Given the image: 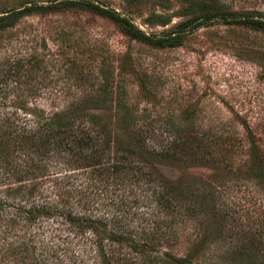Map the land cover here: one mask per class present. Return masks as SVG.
<instances>
[{
	"label": "rangeland",
	"instance_id": "374dc122",
	"mask_svg": "<svg viewBox=\"0 0 264 264\" xmlns=\"http://www.w3.org/2000/svg\"><path fill=\"white\" fill-rule=\"evenodd\" d=\"M64 1L0 0V16L26 7L59 6L23 16L0 32V72L14 69L13 61L34 56L41 63L23 68L28 79L24 86L74 93L97 85L106 65L157 149H164L168 140L177 139L182 145L186 140L192 149L198 146L200 152L215 157L220 166L215 170L191 162L182 167L154 162L150 178L144 175L147 166L123 167L114 175L80 169L72 174L66 196L58 195L66 188L50 180L40 185L41 192L60 209L72 208L81 218L106 222L105 236L99 238L107 258L121 257L122 264L124 259L139 261L144 245L161 257L184 258L202 240L203 226L198 223L204 213L196 220L178 217L179 206L165 209L158 199L159 175L171 182L180 177L197 181L202 190L204 181L215 183V206L228 215L225 236L205 238L203 254L195 256L193 264H222L219 255L236 243L235 224L240 222L247 230V218H264V198L253 182L233 174L249 158V131L264 146V31L220 20L189 31L176 47L157 48L130 38L116 23L88 9H64ZM89 1L156 37L198 15L185 16L191 8L182 0ZM216 5L226 13L250 12L264 21V0H216ZM59 102L63 99H37L41 106ZM97 238L93 231L83 232L59 220L30 223L13 204L0 206V264H41L50 249L97 264L93 259Z\"/></svg>",
	"mask_w": 264,
	"mask_h": 264
},
{
	"label": "trees",
	"instance_id": "16d2710c",
	"mask_svg": "<svg viewBox=\"0 0 264 264\" xmlns=\"http://www.w3.org/2000/svg\"><path fill=\"white\" fill-rule=\"evenodd\" d=\"M182 1L191 8L185 16L198 15L182 21L159 37L147 35L130 19L92 1L65 0L61 4L64 9L78 6L106 17L116 23L123 34L157 48L176 47L189 31L220 20L231 19L264 31V21L250 12L226 13L216 5V0ZM57 7L34 6L6 11L0 16V32L11 28L23 16ZM13 63L14 69L0 72V191L4 192V195L0 193V206L13 204L15 211L24 215L30 223L46 219L59 220L83 232L93 231L98 237L93 257L97 264H121L119 261L122 260L121 257L115 261L107 258L103 240L99 238V235H104L106 222L93 220L92 217L81 218L72 208L60 209L56 202L44 196L40 185L53 181L61 185L60 188H66L63 193L58 191V195H65L69 193V180L77 170L93 169L100 175L104 172L114 175L123 167L133 168L135 165L147 166L144 175L150 178V171L154 172V162H170L180 167L191 162V165L219 169L220 164L215 157L200 152L198 146L192 149L186 140L184 145L177 139L168 140L164 149H157L151 139L144 135L134 106L127 102L126 91L115 86L113 75L106 70V65L100 71L97 85L70 93L69 90L43 92L38 87L24 86V83L28 85V79L26 74L23 75V68L37 67L41 63L34 56ZM43 96L53 100L63 99V102L41 106L37 99H43ZM247 138L249 158L233 174L237 179L245 178L253 182L264 198V146L257 143L250 131ZM185 145L186 150L183 149ZM178 148L181 150L178 151ZM215 176L208 179L211 181ZM186 181L180 177L171 182L159 175L156 183L160 190L158 199L167 210L172 205L179 206L182 214L178 212V217L183 215L198 220L199 213L203 212L205 217L198 223L203 226L202 240L196 241L191 253L184 258L172 257L170 254L161 257L153 250H147L144 245L139 251V261L124 259L122 264H193V258L199 253L203 254L200 251L205 249V238L211 239L213 236L214 239H222L225 236L223 232L228 215L225 210L215 206L217 185L204 181L206 186L202 190L197 181ZM63 195L60 200L64 198ZM56 196L54 199L59 200ZM247 219V230L242 229V223L235 224L238 228L234 233L236 243L219 255L222 264H264V218ZM174 222L169 224L174 225ZM161 223L158 222V226ZM171 228L170 235H174L175 228ZM113 237V240L120 239ZM25 249L28 253V249ZM75 256L69 258L66 250L59 254L57 250L50 249L46 251L41 264H85L84 258L77 260Z\"/></svg>",
	"mask_w": 264,
	"mask_h": 264
}]
</instances>
